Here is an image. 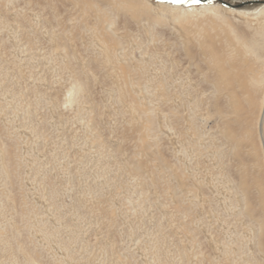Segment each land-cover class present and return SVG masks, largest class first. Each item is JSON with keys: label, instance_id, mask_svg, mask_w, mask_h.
I'll list each match as a JSON object with an SVG mask.
<instances>
[{"label": "rangeland", "instance_id": "rangeland-1", "mask_svg": "<svg viewBox=\"0 0 264 264\" xmlns=\"http://www.w3.org/2000/svg\"><path fill=\"white\" fill-rule=\"evenodd\" d=\"M263 4L0 0V264H264Z\"/></svg>", "mask_w": 264, "mask_h": 264}, {"label": "bare ground", "instance_id": "bare-ground-1", "mask_svg": "<svg viewBox=\"0 0 264 264\" xmlns=\"http://www.w3.org/2000/svg\"><path fill=\"white\" fill-rule=\"evenodd\" d=\"M163 5L165 6V4H163ZM201 11L204 14L211 13L212 15H214L215 17H217V19L219 18L220 21L223 20V18L220 15V7L218 5H214V4L205 5L201 9ZM232 11H237L238 13H240L241 15H244V16H247L248 15L242 9H232ZM252 15H254L253 18L256 20V22H255V25L256 26H253L252 24H249L248 25L249 30H252L251 35L253 37H256V35H259L260 37H262L264 39V4H263V6L256 13H254ZM233 32L235 33V30H233ZM235 39H236L238 45H241V42H243L242 41V37L240 36L239 33L238 34H235ZM251 42H252V44H250L249 46H247V48L245 47L246 49H249L248 52H252L254 54H257L258 53L257 51H258L259 48L264 50V41L263 40H262V42H260V40L257 41V40L252 39ZM246 44H248V43H246ZM242 48H243V46H242ZM244 50H243V53H244ZM186 52H187V56H189L191 58L192 57V54H191L190 50L188 49V50H186ZM232 52L233 51H231V49L230 50L227 49V55H226V61H225V64H227V66H228L227 69H226V72H225L226 75H227V81L224 79V82L225 81L226 82H229V85H230L229 86L230 88L228 89V91H227V89L225 90V91H227V95H228V99H229L228 103H230V104L227 106L228 107L227 108L228 110L225 112V114L222 112V115H227L228 114V115H230L229 116L230 118L233 116L232 119L235 118L234 120L237 121L238 125H241L242 123L239 124V117H241L246 112V109L244 107L243 98L246 97V95H248L249 91L252 90L254 92L255 88H256V90H259L260 88H262L261 90H263V92H262V97H261V102H260L261 103V106L259 108L260 109V113H259L260 115H259V118L257 119L256 122H257V126L258 125L262 126V129L263 130L261 132V137L263 138L264 137V72L263 73L261 72L258 75L255 74L256 76H253V74L252 75H249L248 73L249 72L251 73V71H248V73H247L246 71L248 69L246 71H244L243 68L240 66L241 64H239V63H242V61H240V62L237 61L238 63L233 64V62H234L233 59L234 58H233ZM240 56L242 57L241 54H240ZM258 59H261V57H259ZM260 63H262V61ZM224 87L228 88V85H226ZM74 88L77 89L76 87H74ZM217 90H218V88H217ZM250 94L252 95V93H250ZM248 97H251V96H248ZM68 100L69 101L72 100L71 96L69 97ZM252 106H253V104H252ZM256 118H255V120H256ZM241 119L244 120L245 118L244 119L241 118ZM226 123L228 125L229 122H226ZM224 126H225V124H224ZM235 129H236V127H235ZM241 134H243V133H241ZM244 136H246V135H244ZM233 137H234V139L238 140L237 137L239 138V135H233ZM233 137H232V139H233ZM230 138H231V135H230ZM236 140H235V144L237 145V147L239 146L238 148H240L241 145H239V140L238 141H236ZM243 141H244V138H243ZM235 144H234V146H236ZM247 177H248L247 175H244L243 176V181L245 182V184L248 181V178ZM245 184H244V187H245ZM245 190H247L246 187H245Z\"/></svg>", "mask_w": 264, "mask_h": 264}, {"label": "snow or ice", "instance_id": "snow-or-ice-1", "mask_svg": "<svg viewBox=\"0 0 264 264\" xmlns=\"http://www.w3.org/2000/svg\"><path fill=\"white\" fill-rule=\"evenodd\" d=\"M170 2L176 3V4H183L186 2H196V0H170Z\"/></svg>", "mask_w": 264, "mask_h": 264}, {"label": "water", "instance_id": "water-1", "mask_svg": "<svg viewBox=\"0 0 264 264\" xmlns=\"http://www.w3.org/2000/svg\"><path fill=\"white\" fill-rule=\"evenodd\" d=\"M201 1H203V2H206V1H209V0H201ZM220 1V0H219ZM229 5V4H228Z\"/></svg>", "mask_w": 264, "mask_h": 264}]
</instances>
